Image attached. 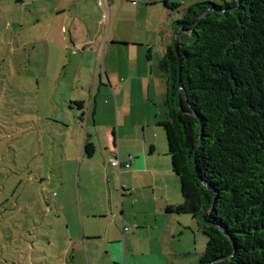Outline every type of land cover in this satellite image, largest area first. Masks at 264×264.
Masks as SVG:
<instances>
[{
  "label": "rangeland",
  "instance_id": "1",
  "mask_svg": "<svg viewBox=\"0 0 264 264\" xmlns=\"http://www.w3.org/2000/svg\"><path fill=\"white\" fill-rule=\"evenodd\" d=\"M92 1L101 23L99 1ZM144 1L114 0L107 34L102 30L98 37L100 60L106 55V63L116 67L122 59L146 58L150 46L154 66L159 64L170 29L162 4L146 10ZM204 1L223 0H182V6ZM35 7L32 0H0V264H112L104 244L92 253L78 238L76 164L70 166V150L78 141L68 99L70 39L59 18L51 25L36 24ZM81 22L77 34L86 32ZM65 27L70 31V25ZM163 100L159 109H166ZM158 128L164 138L161 158L171 167L165 133ZM97 171L85 169L82 183H98ZM79 173L83 176L82 166ZM172 216L183 228L171 241L178 253L171 264H200L206 236L190 215ZM127 227L128 234L137 231ZM131 243L138 251L151 246L140 232Z\"/></svg>",
  "mask_w": 264,
  "mask_h": 264
},
{
  "label": "trees",
  "instance_id": "2",
  "mask_svg": "<svg viewBox=\"0 0 264 264\" xmlns=\"http://www.w3.org/2000/svg\"><path fill=\"white\" fill-rule=\"evenodd\" d=\"M160 3L173 34L185 30L178 54L172 36L158 64V125L182 197L165 211L196 220L200 264H264V0Z\"/></svg>",
  "mask_w": 264,
  "mask_h": 264
},
{
  "label": "crops",
  "instance_id": "3",
  "mask_svg": "<svg viewBox=\"0 0 264 264\" xmlns=\"http://www.w3.org/2000/svg\"><path fill=\"white\" fill-rule=\"evenodd\" d=\"M32 2L36 6L33 12L36 24L51 25L59 18L61 31L67 32L70 39L68 99L78 131L77 147L70 150V166L76 164V211L82 234L78 238L92 253L104 244L110 250L112 264H171L178 254L171 250V241L178 229L182 232L183 225L172 213L166 212L165 207L182 203V197L170 164L161 158L165 148L158 122L164 119L161 116L166 115V109H159V105L165 99L166 87L158 65L154 66V48L151 47L149 59L130 57L113 67L106 63V55L101 60L99 57L101 42L98 37L102 30L107 34L109 24L106 27L103 21L98 23V11L92 0ZM144 2L146 10L161 4V0ZM113 4L114 0L97 4L101 15L105 10L110 12ZM161 8V15L167 19L170 29L163 55L174 34L171 19ZM80 22L86 32L77 34ZM67 25H70V31L65 27ZM91 44L95 46L91 47ZM83 73L87 76L82 77ZM76 85L79 87L77 93L73 92ZM74 104L77 108L73 109ZM86 140L95 147L91 156L84 154ZM130 156V166L125 167L123 164ZM112 158L121 163L119 170L110 164ZM81 166L84 173L80 177ZM91 167L98 169L94 181L96 183L98 178V183L85 186L82 183L85 169ZM128 225L137 231L128 234L130 229H122ZM138 232L151 245L146 251H138L131 245Z\"/></svg>",
  "mask_w": 264,
  "mask_h": 264
},
{
  "label": "built area",
  "instance_id": "4",
  "mask_svg": "<svg viewBox=\"0 0 264 264\" xmlns=\"http://www.w3.org/2000/svg\"><path fill=\"white\" fill-rule=\"evenodd\" d=\"M103 2H104V0H100L98 4H99V5H102ZM101 17H102V21L104 22L105 26L107 27L108 24H109V17H110L109 11H108V10H105V11L103 12V14L101 15ZM131 159H132V157L130 156V160L127 161V162H125L123 165H124L125 167H129V166H130V163H131ZM110 164H112L113 166L118 167V170H119V167H120V165H121V163L119 162V160H118L117 158H112V159L110 160ZM122 229H123L124 231H126V230H128L129 228H128L127 226H123Z\"/></svg>",
  "mask_w": 264,
  "mask_h": 264
},
{
  "label": "water",
  "instance_id": "5",
  "mask_svg": "<svg viewBox=\"0 0 264 264\" xmlns=\"http://www.w3.org/2000/svg\"><path fill=\"white\" fill-rule=\"evenodd\" d=\"M184 31L185 30L181 29L177 33H175L173 36V48H174L176 55L178 54V50H177V48H178V36L180 35V33L184 32ZM203 220H204V222H207L206 215L203 217Z\"/></svg>",
  "mask_w": 264,
  "mask_h": 264
}]
</instances>
